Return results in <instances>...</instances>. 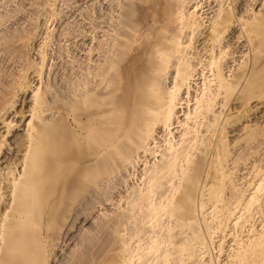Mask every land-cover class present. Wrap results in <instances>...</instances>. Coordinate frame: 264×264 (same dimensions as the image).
Instances as JSON below:
<instances>
[{"label": "bare ground", "instance_id": "6f19581e", "mask_svg": "<svg viewBox=\"0 0 264 264\" xmlns=\"http://www.w3.org/2000/svg\"><path fill=\"white\" fill-rule=\"evenodd\" d=\"M58 1L0 13L22 63L0 89V264H53L90 220L61 264H264V0H106L54 86Z\"/></svg>", "mask_w": 264, "mask_h": 264}, {"label": "rangeland", "instance_id": "374dc122", "mask_svg": "<svg viewBox=\"0 0 264 264\" xmlns=\"http://www.w3.org/2000/svg\"><path fill=\"white\" fill-rule=\"evenodd\" d=\"M37 1L41 2L42 0H37ZM101 1H102V3H101ZM30 3H31V0L30 1L29 0H25V5H27V4L29 5ZM106 3H107L106 0H104V1L103 0H59L58 1L57 8H58L59 14H58L57 19L53 23L54 24L53 28L55 29V32H54V35L52 37V43L50 44L49 49H48V57H47L48 58V60H47L48 67L45 70V73H47V75H49V74L50 75L48 77L46 74H44V80L45 81L49 80L47 78L51 77L49 81L51 82L52 85L55 86L57 78H58V74H59L58 70H60V67L63 64V62H65L64 64L67 65L66 66L67 68L70 67L68 60L72 57V55H74L75 50H76V44H75L76 41H77V40H75L76 39L75 38L76 34L78 32H80V33L81 32H87L89 30V28H90V26H89L90 23L89 22H90L91 16L95 17L97 20L101 18L102 13H104V10H105V8L107 6ZM11 5H12V3H10V0H0V13L4 12L6 10V7L10 8ZM30 5L27 6L26 9H25V11H26L25 12V25L26 26H28L31 23V21H32V18H31L32 17L31 16L32 12L35 15L37 13L36 11H37V8L39 6V5H36V4H34V6H30ZM102 9H103V11H102ZM88 18H89V20H87ZM98 22H101V20H98ZM36 25L38 26V23H36ZM8 26H9V24H8ZM34 28H36V27H34ZM39 32H40V29H39ZM33 52H32L33 53L32 56L33 57L35 56L34 58L37 59L38 58L37 51H33ZM15 59H17V58L14 57L13 59H9V61L7 60V58H5V60H0V63L2 62L0 64V66H1L0 67V72H1L0 73V78L3 79V80L0 79V87L2 86L0 89H2L5 84H7L6 80L8 81V79L10 78V75H13L18 70L19 66H21V64H22V63H19V62H21L20 58H19V60L18 59L15 60ZM61 60H63V61H61ZM66 60H67L68 64H67ZM9 73H11V74H9ZM195 78H197V76ZM1 81L3 82V84H2ZM33 81H34V79H33ZM199 81H200L199 79L194 81L193 82L194 85H196V82H199ZM39 84H40V82L35 81L34 85L37 86ZM31 96H32L31 91H29L28 93L25 94V112L30 107V102L29 101L31 99ZM20 104L22 105V103L19 102V104L17 106L18 114H16L14 112V114L11 115L12 116L11 118H13L14 120H16L18 122L20 121V118L22 116L20 114L22 112V106H20ZM23 108H24V104H23ZM180 112H179V114L181 115L182 113H180ZM26 119H27V116H26ZM24 121H26V120H23L21 122L22 126L20 127V129H18V132L21 135H23L25 133V131H24L25 130ZM1 127H2V125H0V129H1ZM21 132H23V134ZM12 139H13V137L10 138L11 141H12ZM14 148H16V145L14 146ZM263 152H264V149L262 151V154L258 153L259 155L256 154V157L258 156L257 158H259V156H261V158H264V155H263L264 153ZM256 157L254 156V158H252L251 160L253 161ZM250 162L251 161L249 160V162L247 163L248 165H243V163L241 162L242 164H239V166H238V171H237L238 173L236 172L237 173L236 175L238 176V178L236 177V182L238 183L239 186H241L240 184L243 185L244 184L243 182H245L247 179L250 178L249 176H251V174H250L251 170L250 169L252 168L251 167L252 166V162L251 163ZM92 223H93V220H90L89 222L82 223V224H80L78 222V224L75 225V227H74L75 229H73V233L71 235V237H73V236L75 237V238H73V241L77 240L76 238H78V236L81 235L82 230H88L89 227L92 226ZM230 227H228L227 228L228 231H226L227 232V236H226V243H225L226 244L225 245L226 248L225 249H228V251H229L230 248L227 245H231V244H233L231 242H234L232 240L233 238H231V237H233V235L231 236ZM229 231H230V233H228ZM83 233H84V231H83ZM218 234L220 235V232ZM218 234L216 236V238L218 240L215 238V242H218V243H216L217 246L219 244L220 237L223 236L222 232H221V236L218 238V236H219ZM228 235H230L231 237L228 236ZM73 241L69 242L68 244H65V247H62L63 251L62 252L59 251V255L57 257V260L55 261L56 263L53 262V264H61V263L64 262V259L66 258L65 256H68L70 254V250H72V249H69V248L70 247L72 248L75 245V243H74L71 246ZM225 253L226 252L222 253V258L223 259L221 258L223 263L225 262V260L227 261V259L225 258L227 255Z\"/></svg>", "mask_w": 264, "mask_h": 264}]
</instances>
